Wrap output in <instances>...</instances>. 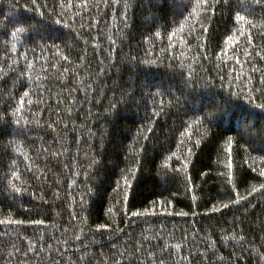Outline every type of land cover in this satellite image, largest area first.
Masks as SVG:
<instances>
[{"label": "trees", "instance_id": "1", "mask_svg": "<svg viewBox=\"0 0 264 264\" xmlns=\"http://www.w3.org/2000/svg\"><path fill=\"white\" fill-rule=\"evenodd\" d=\"M0 264H264V0H0Z\"/></svg>", "mask_w": 264, "mask_h": 264}]
</instances>
